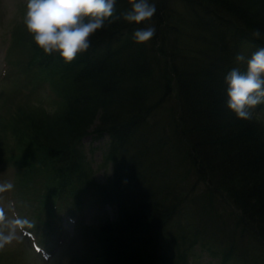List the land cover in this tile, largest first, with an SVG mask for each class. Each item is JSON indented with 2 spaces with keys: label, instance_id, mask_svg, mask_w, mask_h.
Instances as JSON below:
<instances>
[{
  "label": "trees",
  "instance_id": "1",
  "mask_svg": "<svg viewBox=\"0 0 264 264\" xmlns=\"http://www.w3.org/2000/svg\"><path fill=\"white\" fill-rule=\"evenodd\" d=\"M171 1L150 0L157 11L139 25L106 23L70 63L31 41L28 67L51 70L68 85L50 82L65 97L59 110L10 126L20 176L50 208L47 230L61 221L60 205L82 207L81 193L95 187L102 211L116 209L115 218L83 225L92 233V264H188L190 242L209 239L218 246L203 247L220 264L245 257L248 244L253 263L264 264V122L255 110L244 120L227 107L224 80L231 69H246L235 60L239 43L264 47L252 35H264V0H182L189 16ZM129 7L117 0L114 14ZM151 25L155 36L136 43L133 31ZM88 134L109 139L100 165L113 166V179L104 183L87 158ZM225 202L235 209L220 212Z\"/></svg>",
  "mask_w": 264,
  "mask_h": 264
},
{
  "label": "rangeland",
  "instance_id": "2",
  "mask_svg": "<svg viewBox=\"0 0 264 264\" xmlns=\"http://www.w3.org/2000/svg\"><path fill=\"white\" fill-rule=\"evenodd\" d=\"M26 3L27 0H0V183L11 182L14 184L11 190L0 193V207L5 209L8 219L15 218L13 212L16 211V217L27 218L32 221L35 224V227L31 228L34 233L48 232L44 242L50 243L49 246H53L58 239H64L63 236L67 240L64 246L59 247L57 253L46 261L33 250L31 242L23 235L22 230L17 229L18 239L0 249V264H92L91 248H89V246L92 247L90 244L92 233L86 225H83L86 223L89 226H97L104 215L115 218L116 209L111 206H104L102 211L101 207L95 203L99 201L98 188L95 187L90 191L81 193L82 207L72 205L73 207L70 208L67 204L60 205L61 207L65 205L59 212L61 221L55 220L53 230H47L44 227L46 220L51 218L47 214L48 211L50 212V208L44 207L43 202H40V199L29 190L31 187L25 186L24 177L20 176L23 168L19 158L21 149L9 131L10 126L17 124L31 113L42 118L41 113L43 111L53 113L59 110L63 106L62 101L65 100V97H60L59 87H54L57 91L56 94L50 82L59 83V86L66 87L68 85L60 78L59 74L51 70L28 67L34 51L32 44L30 45L31 41L33 42V37L24 24ZM171 4L176 10L181 13L185 12L186 16H189V9L182 0H172ZM183 40L185 43H189L193 40V36L187 32ZM255 51L256 48L245 41L237 46V52L243 53L246 57ZM258 110H260L258 113L263 120L264 109L259 108ZM108 142L109 139L106 137L95 139L91 134L86 135L83 139L87 158L94 169L97 183H104L109 178L113 179V166L110 163L100 165L102 160L104 161ZM21 159L24 158L21 157ZM44 188L45 186L41 187L40 190L43 191ZM203 189H205V185H198L193 192V197L202 196ZM66 200L64 201L66 202ZM222 207H227L231 211L235 209L234 205L229 202L220 205V212L227 211L221 210ZM187 208L190 217L192 216L191 213L194 212L193 204L187 205ZM69 214H74L73 219L77 221L75 225L68 222L67 215ZM191 221L194 222L193 219ZM196 222L193 224L196 225ZM190 227L194 228V226ZM4 230L7 231V229ZM205 241L203 245L202 241H189L192 243V249L188 264L221 263L220 258L212 256L204 248L205 244H207L206 246L209 243L218 246V243L213 242L215 241L213 239ZM248 246L251 250L249 249L250 252L245 257L233 259L227 264H261L259 262L253 263V246L250 244ZM83 249L86 252L80 256V251Z\"/></svg>",
  "mask_w": 264,
  "mask_h": 264
},
{
  "label": "clouds",
  "instance_id": "3",
  "mask_svg": "<svg viewBox=\"0 0 264 264\" xmlns=\"http://www.w3.org/2000/svg\"><path fill=\"white\" fill-rule=\"evenodd\" d=\"M117 0H27L24 24L35 43L46 55L59 53L66 63L86 52L91 46L90 37L105 27L106 23L123 19L139 25L150 20L157 11L150 0H129L128 10L115 15ZM156 33L154 25L138 27L132 37L136 43L150 41ZM254 38H264L261 31L252 32ZM238 63L246 69H231L225 76L226 105L235 115L251 120L253 110L264 103V47L249 57L238 53ZM13 188L11 182L0 183V193ZM35 224L27 218L8 219L5 209L0 207V249L18 239L17 229L33 228ZM4 229H7L5 231Z\"/></svg>",
  "mask_w": 264,
  "mask_h": 264
}]
</instances>
